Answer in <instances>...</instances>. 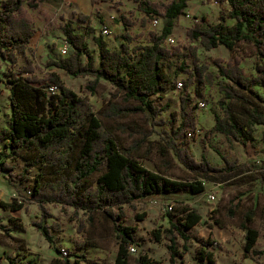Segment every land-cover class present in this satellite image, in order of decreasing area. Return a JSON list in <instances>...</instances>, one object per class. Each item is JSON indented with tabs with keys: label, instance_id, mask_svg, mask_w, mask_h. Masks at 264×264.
<instances>
[{
	"label": "trees",
	"instance_id": "16d2710c",
	"mask_svg": "<svg viewBox=\"0 0 264 264\" xmlns=\"http://www.w3.org/2000/svg\"><path fill=\"white\" fill-rule=\"evenodd\" d=\"M28 0H2L0 6V69L2 61H10L7 73L10 88L11 117L8 126H0V170L7 173L10 181L27 182L32 179L31 171L37 168L34 184L29 189V200L38 204L41 219L36 226L46 240L54 245L53 231L60 230V224H49L51 213L48 204H60L83 210L89 214L91 224L98 212L111 221L118 236V249L113 262L109 264H132L131 245H138L136 228L124 223L125 205L149 196H169L179 192L201 194L205 192V180L212 172L235 169L225 158L227 167H215L203 155L197 160L186 146L185 138L190 131L197 130L194 115L195 96L203 94V88L214 81V75L200 62L196 46L189 47V53L181 46L168 47L165 42L172 34L177 20L189 7L190 0L167 2L139 0L138 7L152 19H165L162 31L150 32L149 42L131 47L134 40L130 33L133 21L122 14L118 22L123 25L122 46L111 49L104 36H95L99 64H93L94 55L87 43V35L94 33L90 15L78 12V20L85 24L84 32H78L74 24L64 20L60 27L69 46V54L51 59L50 64L74 77L92 76L90 88L96 91L101 79L115 87L112 98L97 113L91 102L64 84L56 73L38 76L33 61L27 56L30 42L35 35L34 21L24 7ZM46 0H30L29 5L37 8ZM229 5L221 10L217 23L208 22L205 16L197 18L188 29L191 42H199L205 49L212 50L220 45L233 51L239 45L252 47L258 57L254 74L242 66L243 58L251 55L245 51L227 62L214 60L218 75L222 78L220 88L221 114L215 116V123L207 132L222 134L230 147L235 144L248 145L255 141L256 127L264 125V0H217ZM228 19L234 22L229 23ZM250 53V54H249ZM27 63L14 68L20 56ZM192 58L189 64L186 57ZM83 57L86 61H83ZM175 58L181 59L176 74L187 73L184 90L180 95L181 122L171 123L164 141L167 149L173 150L181 163L197 178L178 179L167 171L153 170L139 159V151L150 141L155 131L139 122L123 126L129 129L134 139L128 145H121L113 130L104 121L117 122L132 117L144 118L152 123L165 110L154 97L161 98L170 85H176L167 66H173ZM194 85V90L189 88ZM56 86L52 92L51 87ZM162 123L169 120L160 118ZM170 122V121H169ZM155 123V122H154ZM159 123V122H158ZM6 150L7 155H6ZM163 155H166L164 152ZM24 158L21 172L15 173V166L8 161ZM259 166L253 171L262 176L264 160L253 162ZM168 169L172 167L168 164ZM180 206L168 210L169 227L154 232L157 239L163 236L169 241L171 264H177L178 240H191L190 230L201 223V213L189 204L178 201ZM5 210L17 211L25 207V200L1 201ZM240 204L230 202L227 216L233 218ZM256 210L248 209L243 215L240 227L245 231L243 248L246 253L264 254L256 246L261 231L253 225ZM61 252V249L59 250ZM201 259L217 264L213 253L200 248ZM85 257V256H83ZM80 262L79 259L76 260ZM147 254L135 257L134 264H155ZM11 264H15L11 261ZM26 264H38L29 261ZM50 264H73L68 258H54ZM95 264H105L97 262Z\"/></svg>",
	"mask_w": 264,
	"mask_h": 264
},
{
	"label": "rangeland",
	"instance_id": "374dc122",
	"mask_svg": "<svg viewBox=\"0 0 264 264\" xmlns=\"http://www.w3.org/2000/svg\"><path fill=\"white\" fill-rule=\"evenodd\" d=\"M0 0V6H1ZM30 1V0H28ZM24 2V7L33 18L35 35L30 42L27 56L31 58L38 76H46L56 73L66 86L73 89L79 95L86 97L92 104L94 110L99 113L112 98L115 87L108 81L101 79L96 91H92L90 84L92 76L74 77L64 70L49 65L51 59L64 56L62 49L67 45L65 34L60 24L70 21L78 32H84L85 24L78 20L77 13L83 12L90 15L94 33L87 35V43L94 58L93 64L98 66V47L95 36L102 34L111 49H120L122 46V33L124 27L118 22L122 14L129 17L134 23L129 30L134 40L131 47L144 45L149 42L150 32H161L165 19H159L155 24L154 19L139 9V0H46L40 2L37 8ZM167 2L170 0H151ZM229 5L217 0H190L186 14L182 15L175 25L165 44L168 47L181 46L189 53L190 46L197 47L200 62L207 66V71L212 73L214 81L203 88L201 96H195V119L197 130L193 136L187 135L186 146L197 160L204 155L212 166L227 167L225 158L234 163L235 169L227 172H212L205 180L206 190L201 194L179 192L169 196L157 195L142 198L132 205H125L126 217L124 223L134 226L135 245L137 251L132 254V264L135 257L147 254L156 261L155 264H171V253L168 248L169 241L163 236L157 239L155 231L168 228L169 205L174 209L180 206L178 201L189 204L196 208L202 215L200 224L190 230L191 240H178V250L181 255L176 258L177 264H210L201 259L200 248L205 247L213 253L217 264H264V254L246 253L243 248L245 231L240 227L242 215L250 208L256 210L253 225L261 231L257 251L264 249V171L262 176L253 163L257 159L264 160V125L256 127L255 141L248 145L235 144L230 147L222 134H210L207 132L215 123V116L221 114L220 99L223 92L220 88L222 78L218 75L214 60L219 59L227 62L236 55H243L248 51L251 55L243 58L242 66L249 74H254L258 57L252 53V47L244 44L231 51L226 46L220 45L212 50L205 49L199 42H191L187 36L188 29L197 18L205 16L210 23H217L220 19L221 10H228ZM233 23L232 19H228ZM105 30H108L107 32ZM169 36V37H170ZM249 53V54H250ZM189 64L192 58L186 57ZM83 61L86 58L83 57ZM27 63L25 56H20L14 68H19ZM181 59L175 58L173 66H167V70L176 85H170L163 97H154L157 104L165 110L162 115L155 119V123H147L144 118L132 117L117 122L104 121L106 127L113 130L121 145L128 146L132 140L130 130H123V126L133 125L139 122L148 129L155 131L149 138V142L139 151L138 159L148 168L168 173L178 179H196L197 176L186 168L173 150L167 149L164 138L166 131L170 129L171 123L178 125L181 122L180 95L184 90V80L187 73L176 74L177 66ZM12 66L10 61H2L0 69V126H8L11 117V102L9 98L10 88L7 83V73ZM182 82V86L178 83ZM264 95V90L258 88ZM189 90H194L192 85ZM206 103L205 107H199L198 102ZM169 120L162 123L160 118ZM159 122V123H158ZM4 144L0 143V150ZM6 150V155H7ZM164 152L166 155H163ZM15 166V173L21 172L24 158L17 161L8 159ZM168 164L172 167L168 169ZM38 169L31 171L32 179L21 183L10 181L7 173L0 170V202H12L14 200H25V207L21 210H5L0 205V264H26L34 261L38 264H50L56 258H70L73 264H95L102 262L109 264L114 261L118 249V236L110 220L103 213L94 215V223L91 224L89 214L83 210L75 211L73 207L60 204H48L47 207L52 214L48 223L60 224V230L53 231L54 245L49 243L36 226L41 219V210L37 203L29 200L30 192L34 184V176ZM215 193L216 199L209 195ZM230 202L239 203V210L233 218L227 216V208ZM60 249L68 250L69 256L59 252ZM66 256V257H64ZM85 256V257H83ZM80 262H77L78 260Z\"/></svg>",
	"mask_w": 264,
	"mask_h": 264
},
{
	"label": "built area",
	"instance_id": "2783aa9c",
	"mask_svg": "<svg viewBox=\"0 0 264 264\" xmlns=\"http://www.w3.org/2000/svg\"><path fill=\"white\" fill-rule=\"evenodd\" d=\"M154 23H155V24H158V23H159V19H154ZM105 31L107 32L108 30H105ZM168 39H169L170 41L174 42V38H172V36L168 37ZM68 50H69V46H68V44H67V45H64V47H63V49H62L64 55H66V54L68 53ZM178 84H179L180 86H182L183 83H182V82H179ZM50 90H51L52 92H54V91L56 90V86L51 87ZM198 104H199V107H205V105H206V103L203 102V101H199ZM196 132H200V130H196L195 132H194V131H190V132H188V135H189V136H193V134H195ZM209 197H210L211 199H216V195H215L214 192L211 193V194L209 195ZM169 209H170V210L173 209V204H170V205H169ZM136 251H137L136 247H135L134 245H131V247H130V252L133 253V252H136ZM60 253L69 256L68 250H66V249H61V252H60ZM64 257H66V256H64Z\"/></svg>",
	"mask_w": 264,
	"mask_h": 264
}]
</instances>
